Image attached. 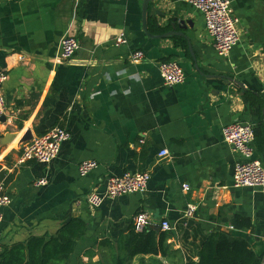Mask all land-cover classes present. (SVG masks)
Masks as SVG:
<instances>
[{
  "label": "crops",
  "instance_id": "0c3cea01",
  "mask_svg": "<svg viewBox=\"0 0 264 264\" xmlns=\"http://www.w3.org/2000/svg\"><path fill=\"white\" fill-rule=\"evenodd\" d=\"M231 4L240 41L220 55L204 14L186 0H150L151 35L144 0H0V71L8 73L0 138L18 133L0 146V178L12 198L2 209L0 252L82 219L87 232L70 264H115L127 256L123 245L140 211L150 215L151 226L164 219L176 225L167 241L175 254H139L131 264L197 262L204 235L216 229L241 231L256 250L264 247V186H234L237 154L222 131L236 119L251 122L258 133L255 157L264 164V0ZM181 20L186 26L179 27ZM170 31L181 34L153 36ZM121 32L128 42L118 47ZM66 35H75L81 48L63 61ZM135 50H143V60H133ZM165 60L183 66L185 82L164 83L159 64ZM58 123L71 133L59 156L15 166L22 136ZM84 160L98 166L81 176ZM127 171L151 174L145 192L98 208L88 204L91 192H103L110 177ZM41 178L47 184L36 185ZM191 202L197 210L185 220Z\"/></svg>",
  "mask_w": 264,
  "mask_h": 264
},
{
  "label": "built area",
  "instance_id": "2783aa9c",
  "mask_svg": "<svg viewBox=\"0 0 264 264\" xmlns=\"http://www.w3.org/2000/svg\"><path fill=\"white\" fill-rule=\"evenodd\" d=\"M198 8L205 17L206 32L213 41L214 47L220 55H228L232 48L240 41V20L234 14L231 0H186ZM127 38L124 32L119 33L114 44L121 46L126 44ZM81 48L80 40L75 35H66L60 42V58L68 61L73 58ZM143 50L133 52V60H143ZM159 70L164 83L168 86L185 82L186 72L183 66L176 60H165L159 64ZM8 79V73L0 71V116L7 113L4 84ZM224 141L237 154L233 169V183L236 187H262L264 186V164L255 157V127L251 122L239 119L225 125L222 129ZM71 136L68 128L62 123L51 127L43 134L34 135L33 138L20 145L19 154L15 166H20L28 161H37L49 164L55 160L60 152L62 144ZM141 142H144L142 139ZM161 155H169L167 149L161 151ZM98 166L95 160H84L79 165V174L86 176ZM151 174L145 171H127L121 175L112 176L107 180L106 189L103 192H91L87 198L88 204L93 208L101 206L105 200L114 199L125 194L145 192ZM48 180L41 178L36 185H45ZM185 191L190 190L188 184H184ZM11 196L7 188L6 177L0 178V226L3 222V207L11 202ZM197 204L189 203L184 211V219L194 218ZM152 224V219L146 211L138 212L133 218V225L138 232L144 231ZM162 230L176 229V225L169 220L161 221Z\"/></svg>",
  "mask_w": 264,
  "mask_h": 264
},
{
  "label": "trees",
  "instance_id": "16d2710c",
  "mask_svg": "<svg viewBox=\"0 0 264 264\" xmlns=\"http://www.w3.org/2000/svg\"><path fill=\"white\" fill-rule=\"evenodd\" d=\"M155 29L159 33L166 30L165 27ZM255 134L258 137L256 128ZM171 231L150 225L138 232L132 225L127 242L123 245L127 256L115 259L114 263L131 264L139 254H161L165 257L170 252L175 254L167 242L173 235ZM86 232L87 226L82 219H71L55 235L31 236L24 242L6 246L0 252V264H70L77 241ZM251 243L250 238L241 231L216 229L204 235L198 247V261L188 264H264V247L256 250ZM128 261L130 263H126ZM150 264L159 263L154 260Z\"/></svg>",
  "mask_w": 264,
  "mask_h": 264
},
{
  "label": "water",
  "instance_id": "95a60500",
  "mask_svg": "<svg viewBox=\"0 0 264 264\" xmlns=\"http://www.w3.org/2000/svg\"><path fill=\"white\" fill-rule=\"evenodd\" d=\"M149 2L150 0H144V5H143V22H144V28H145V31L147 32V34L151 35V33L149 32L148 30V27H147V21H146V17H147V10H148V5H149ZM159 13V12H158ZM176 21V19H175ZM186 26L185 25V22L183 20H181L179 22V27L181 26ZM173 33H178V34H181V32H177V31H170V32H167V33H164V34H158V35H153L154 37H158V38H163V37H166L168 35H171ZM233 83H240L238 81H235L233 80ZM241 84V83H240ZM6 116L5 115H2L0 116V121H6ZM18 136V133L17 132H7L4 136H2L0 138V146H5L7 144H9L10 142H12L16 137ZM33 138V134L32 132L29 130L28 132H26L24 134V136H22V138L19 140V144L20 143H26L28 141H30L31 139Z\"/></svg>",
  "mask_w": 264,
  "mask_h": 264
}]
</instances>
